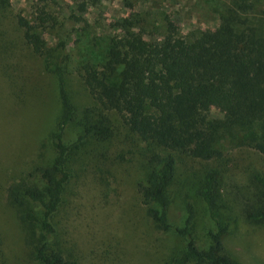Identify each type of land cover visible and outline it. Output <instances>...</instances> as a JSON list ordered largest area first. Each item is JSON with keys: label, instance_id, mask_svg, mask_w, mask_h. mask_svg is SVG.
<instances>
[{"label": "trees", "instance_id": "16d2710c", "mask_svg": "<svg viewBox=\"0 0 264 264\" xmlns=\"http://www.w3.org/2000/svg\"><path fill=\"white\" fill-rule=\"evenodd\" d=\"M44 18L35 23L14 13L10 0H0V38L4 37L5 51L17 55L8 67L3 66L7 80L22 76L18 66L29 60L38 72L54 78L62 104L50 136L53 160L6 188L8 216L25 229L33 260L78 264L61 239L66 237L71 183L87 169L93 175L106 170L112 157L109 145L120 137H132L145 145L138 190L146 215L156 228L183 240L164 264H239L224 252L223 237L239 216L264 225V174L248 167V181L237 189L228 188L224 174L237 173L243 161L227 156L225 150L249 147L264 155V0H226L213 31L193 28L181 33L168 23L159 38L143 33L144 19L137 13L114 25L99 61L77 63L65 43L52 45L42 37L46 26H62L56 21L47 25L52 17L46 10ZM73 74L92 100L89 105L75 102ZM210 106L223 116L210 117ZM71 127L77 137L68 142ZM91 140L98 145L87 144ZM185 162L202 167L192 186L179 180ZM193 193L215 227L208 231L209 245L204 248H199L193 234L197 209L188 197ZM177 195L185 201L182 226L169 220ZM237 207L239 212L234 210ZM11 238L0 237V264L5 259L2 247Z\"/></svg>", "mask_w": 264, "mask_h": 264}, {"label": "rangeland", "instance_id": "374dc122", "mask_svg": "<svg viewBox=\"0 0 264 264\" xmlns=\"http://www.w3.org/2000/svg\"><path fill=\"white\" fill-rule=\"evenodd\" d=\"M92 1L10 0V4L14 13L20 12L35 23L44 18L45 10L48 11L52 18L47 25L56 21L62 26L54 29L46 26L42 37L52 45L65 43L73 63H77L85 59L99 61L100 51L114 33V25L137 13L144 19L143 33L159 38L168 23L181 33L193 28L213 31L219 25V15L226 2L94 0L96 2L92 4ZM72 15L81 17V20ZM134 31L139 33L140 30ZM2 40L4 37L0 38V237L12 236L2 247L3 263L37 264L25 241V229L23 231L17 221L12 223L8 216L6 188L13 180L27 176L36 166L53 160L55 152L50 136L62 104L54 78L43 70L38 72L29 60H22L18 66L24 71L22 76L7 80L3 66L8 67L10 60L17 59V55L14 51L6 52ZM71 90L77 104L85 106L92 102L77 74L72 75ZM207 112L210 117L223 116L216 106H210ZM76 137L75 130L69 128L66 141H73ZM130 138L132 141L120 137L109 145L112 157L106 162V170L93 175L87 169L83 175L77 174L71 183L66 204L69 215L64 219L66 237L61 239L78 264H164L183 246L182 238L172 231L159 230L146 215L138 190L144 176L140 153L145 145ZM87 144L98 145V142L91 140ZM225 153L243 161L244 166L237 173L226 171L228 188L237 189L248 181L249 171H245L248 167L250 170L260 169L264 174V155L252 148L229 146ZM201 171L200 165L192 167L185 162L179 170V180L192 186L197 178L195 174ZM181 192L185 194V188ZM188 197L197 209L193 229L196 243L199 248L207 247L208 231L215 227L204 203L194 193ZM234 210L239 212V207ZM184 217L185 201L177 195L170 207L169 220L182 226ZM223 245L224 252L239 264H264V225L250 224L239 216L237 225L223 237Z\"/></svg>", "mask_w": 264, "mask_h": 264}]
</instances>
